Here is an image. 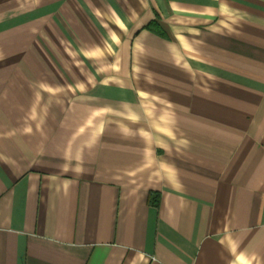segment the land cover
I'll return each instance as SVG.
<instances>
[{
	"label": "crops",
	"instance_id": "1",
	"mask_svg": "<svg viewBox=\"0 0 264 264\" xmlns=\"http://www.w3.org/2000/svg\"><path fill=\"white\" fill-rule=\"evenodd\" d=\"M0 264H264V0H0Z\"/></svg>",
	"mask_w": 264,
	"mask_h": 264
},
{
	"label": "trees",
	"instance_id": "2",
	"mask_svg": "<svg viewBox=\"0 0 264 264\" xmlns=\"http://www.w3.org/2000/svg\"><path fill=\"white\" fill-rule=\"evenodd\" d=\"M147 28L153 32H155L156 34L158 35H161L163 36L164 33L163 31L156 25L155 22H150L148 25H147ZM149 202L150 204L152 205H157L158 203V194L157 193H153L151 194V196L149 197Z\"/></svg>",
	"mask_w": 264,
	"mask_h": 264
}]
</instances>
